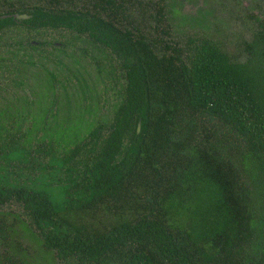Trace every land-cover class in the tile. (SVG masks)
Listing matches in <instances>:
<instances>
[{
  "label": "trees",
  "instance_id": "trees-1",
  "mask_svg": "<svg viewBox=\"0 0 264 264\" xmlns=\"http://www.w3.org/2000/svg\"><path fill=\"white\" fill-rule=\"evenodd\" d=\"M0 1L30 16L0 27L85 34L122 78L111 120L62 152L0 118V206L19 210L0 211L1 240L22 227L76 264H264V11L241 60L150 37L129 0Z\"/></svg>",
  "mask_w": 264,
  "mask_h": 264
},
{
  "label": "rangeland",
  "instance_id": "rangeland-1",
  "mask_svg": "<svg viewBox=\"0 0 264 264\" xmlns=\"http://www.w3.org/2000/svg\"><path fill=\"white\" fill-rule=\"evenodd\" d=\"M157 2L164 7L165 18L161 23L155 19ZM127 3L132 24H138L150 37L184 46L189 37L205 35L241 60L246 56L243 43L251 40L257 19L264 11V0H129ZM8 35L0 38L3 47L0 57L10 59L0 64L1 119L14 122L23 134L30 132L31 139L55 138L68 146L86 136L97 124L111 120L119 103L121 80L114 63L99 47L68 31H45L39 35L43 43L35 48L20 44L28 35L26 30L23 36L22 31L12 28ZM9 209L19 212L13 204L0 206V211ZM5 255L16 264H76L59 261L18 226L9 228L7 242L0 239V264H4Z\"/></svg>",
  "mask_w": 264,
  "mask_h": 264
},
{
  "label": "flooded vegetation",
  "instance_id": "flooded-vegetation-1",
  "mask_svg": "<svg viewBox=\"0 0 264 264\" xmlns=\"http://www.w3.org/2000/svg\"><path fill=\"white\" fill-rule=\"evenodd\" d=\"M1 2V1H0ZM4 10H2V7L0 6V19H6V18H13L14 20H16L17 22L18 21H21V20H27L30 16L28 15V14H25V13H23V14H20V13H13V14H4ZM15 14H19V15H27L28 17L27 18H16L14 15ZM12 28H15V29H17V30H19V31H22L23 32V36H24V30H26V29H24L23 27H20V26H12V24L11 23H6V24H4L3 26H1L0 27V38H5V37H8L9 35H8V33H10L11 31H12ZM27 32H28V35H25L23 38H24V40H22V42H21V40H19V43L22 45V44H24V46L26 45L27 47H31V48H35V47H38V45H41L43 42H41V38H39V35H41V34H39L38 35V38L36 39L35 37H34V35L31 33H29V31L28 30H26ZM52 31H68V30H52ZM45 32V31H44ZM43 32V33H44ZM69 32V31H68ZM42 33V34H43ZM70 33V32H69ZM71 34H76V33H71ZM76 35H78V36H82V37H85L86 39H88L91 43H93L95 46H97V47H99L103 52H105L106 53V55H107V59L110 61V62H113L114 63V66H113V68L116 70L117 69V67H118V65H119V59L117 58V56L116 55H114V54H112L109 50H106V49H104L103 47H101L99 44H97V43H95V42H92L85 34H82V35H80V34H76ZM34 37L35 38V40H31V42L33 43L32 44V46H30L29 44H27V43H25V39H28L27 37ZM15 43V42H14ZM4 46H6L7 47V44H6V41L4 42ZM23 46V45H22ZM51 46L52 47H55V44H51ZM5 47V48H6ZM0 48H3V47H0ZM2 51V50H1ZM8 61H10V59L8 60V58H3V57H0V64H5V63H7ZM118 73H119V75H120V80H121V86H122V78H121V73H120V71H118V70H116ZM51 84H52V86H54L55 84H56V82H55V80H53L52 82H51ZM120 90H121V88L119 89V94H120ZM120 96V95H119ZM56 97V94L54 95V98ZM119 99H120V97H119ZM137 130L139 131L140 130V123H138V128H137ZM54 137H57V136H55L54 135ZM40 138V137H39ZM41 138H43V139H51V140H54V141H56L55 143H58V144H56L55 145V147L56 148H59L60 150L59 151H61L62 152V150H64V149H62L61 150V148H67V149H69V148H72L73 146H74V144L76 143V142H73L74 144L72 145V146H68V145H64V144H61L59 141H57L55 138H45L44 136H42Z\"/></svg>",
  "mask_w": 264,
  "mask_h": 264
},
{
  "label": "water",
  "instance_id": "water-1",
  "mask_svg": "<svg viewBox=\"0 0 264 264\" xmlns=\"http://www.w3.org/2000/svg\"><path fill=\"white\" fill-rule=\"evenodd\" d=\"M16 18H27V15H19V14H15L14 15Z\"/></svg>",
  "mask_w": 264,
  "mask_h": 264
}]
</instances>
